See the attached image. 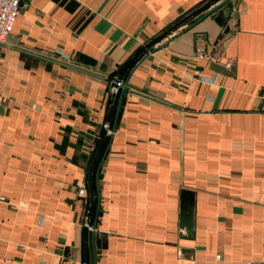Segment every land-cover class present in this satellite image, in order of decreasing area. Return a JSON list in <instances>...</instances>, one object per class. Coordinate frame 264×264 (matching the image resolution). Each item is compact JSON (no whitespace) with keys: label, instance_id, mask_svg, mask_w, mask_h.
Returning a JSON list of instances; mask_svg holds the SVG:
<instances>
[{"label":"crops","instance_id":"crops-1","mask_svg":"<svg viewBox=\"0 0 264 264\" xmlns=\"http://www.w3.org/2000/svg\"><path fill=\"white\" fill-rule=\"evenodd\" d=\"M202 1L23 0L0 53V264H92L113 76L96 264L264 263V0L176 23Z\"/></svg>","mask_w":264,"mask_h":264},{"label":"water","instance_id":"water-1","mask_svg":"<svg viewBox=\"0 0 264 264\" xmlns=\"http://www.w3.org/2000/svg\"><path fill=\"white\" fill-rule=\"evenodd\" d=\"M229 2H230V0L219 1L218 3H216L215 5L210 7L202 15L191 20L186 25L185 29L190 28L196 22L201 20L203 17L211 14L212 12H216V15L214 16L215 21L219 25L224 26L226 23V18L229 15V10H227L225 13L222 9V6L225 4H228ZM155 48H157V47H154V49ZM145 56H146V54H144L137 61V63L134 65V67L137 64H139ZM127 80H128V76L123 80L121 90H120L119 95H118L116 112H115V116H114L113 123H112L109 141H108V143H107V145H106V147H105V149H104V151H103V153H102V155L98 161V164H97L95 172H94V182H95V191H96V206H95V212H94V219H93L92 225H91V228H92V248H93L92 264H96V250H95V246H94V230L96 228V222H97L98 212H99V208H100L99 174H100L102 163L104 161V158L106 156V153H107L109 145H110L112 133L115 130V125H116V121H117V117H118V113H119V109H120V105H121L122 95H123V92L125 91ZM179 215H180L179 220H180L181 227L184 228V231L188 236H191L193 234V222H194V193L190 189H186V188L181 189Z\"/></svg>","mask_w":264,"mask_h":264},{"label":"built area","instance_id":"built-area-1","mask_svg":"<svg viewBox=\"0 0 264 264\" xmlns=\"http://www.w3.org/2000/svg\"><path fill=\"white\" fill-rule=\"evenodd\" d=\"M23 0H0V53L3 47V44L6 42L7 37L10 31L13 28L16 17L20 11V7ZM200 42H203V39H200ZM55 53L61 56L62 58H67L69 55L62 51L61 49H55ZM206 52L198 53V56H205ZM231 58H227L224 61V65L226 68H230ZM194 73L198 76V78L202 81H211L208 77H205L201 74L200 68H195ZM110 87L115 92L122 85L123 80L120 77H111L109 79ZM84 189H79V192L82 193ZM264 264V263H263Z\"/></svg>","mask_w":264,"mask_h":264},{"label":"trees","instance_id":"trees-1","mask_svg":"<svg viewBox=\"0 0 264 264\" xmlns=\"http://www.w3.org/2000/svg\"><path fill=\"white\" fill-rule=\"evenodd\" d=\"M207 5H208V1L207 2L205 0L202 1L201 4H199L196 8L192 9V11H191L193 13L192 16H189V15L181 16L180 18H178V21L176 23L181 22V20H186V21L190 22L191 20L199 17L200 15H202L204 12H206L208 10V8L206 9ZM192 17H194V18H192ZM176 25L177 24H174V26H176ZM95 169H96V165H95V167L93 169H91V171L89 173V180H88V185H89L90 190L92 192H96L95 191V182H94V172H95ZM94 204H96V203H94ZM94 204L92 206V221L94 219V212H95V206H94Z\"/></svg>","mask_w":264,"mask_h":264},{"label":"rangeland","instance_id":"rangeland-1","mask_svg":"<svg viewBox=\"0 0 264 264\" xmlns=\"http://www.w3.org/2000/svg\"><path fill=\"white\" fill-rule=\"evenodd\" d=\"M121 78V77H120Z\"/></svg>","mask_w":264,"mask_h":264}]
</instances>
